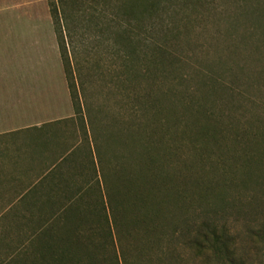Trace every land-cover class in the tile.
Masks as SVG:
<instances>
[{"label": "rangeland", "instance_id": "obj_1", "mask_svg": "<svg viewBox=\"0 0 264 264\" xmlns=\"http://www.w3.org/2000/svg\"><path fill=\"white\" fill-rule=\"evenodd\" d=\"M194 1V7L187 8L188 18L178 23L184 28L174 43L190 65H197L224 82L222 88L207 92L213 102L208 107L223 119L220 125L224 136L218 144L210 143V150L205 149L202 158L191 154L185 139L178 141L177 155L187 164L182 171L202 183L209 182L204 186L210 187L205 197L198 188L189 187L194 194L191 204L195 211L187 216L198 222L202 219L198 213L209 211L211 220L227 227L241 251L253 257L261 246L255 233L264 231V40L257 41L254 35L240 41L245 28L253 30L256 26L247 21L234 25L227 21L225 11L237 12L236 3L241 0H210L208 5L202 0ZM65 41L82 109L87 108L92 118L87 131L92 136L95 155L101 157L106 184L114 187L116 168L121 162L119 153L122 159L126 154L120 140L124 139L121 123L132 104L127 97L145 90L160 95L170 87L182 88L183 83L194 89L198 78L193 70L183 67L182 75L189 79L184 82L178 76L155 85L139 77L130 82L119 81L116 75L122 71L121 58L106 44L96 38H88L84 44L68 43L67 37ZM68 79L48 0H0V109H11L0 112V124L73 116ZM163 104L168 106V100H163ZM75 128L76 139L82 145L84 134L78 119ZM83 153L80 150L79 158L86 178L92 172V164ZM94 162L98 170V159ZM175 209V224L164 227L159 244L151 236L154 241L150 250L143 247L142 234L134 233V226L125 229L128 217L123 218L120 228L112 230V238L102 239V264H123L122 256L127 264H203L196 249L181 238L176 239L185 214ZM17 232L14 223L0 220V264H6L11 254L9 239L15 241ZM140 248L146 255H141ZM253 260L264 264V250Z\"/></svg>", "mask_w": 264, "mask_h": 264}, {"label": "trees", "instance_id": "obj_2", "mask_svg": "<svg viewBox=\"0 0 264 264\" xmlns=\"http://www.w3.org/2000/svg\"><path fill=\"white\" fill-rule=\"evenodd\" d=\"M203 3L208 5L211 1L202 0ZM195 4L194 0H48L59 54L69 77L74 114L67 121L75 123L78 119L84 135L83 144L72 147L61 159L68 164L64 180L57 183L56 222L47 223L40 251L24 264H102V239L112 238V230L120 228L126 217L125 229L131 225L134 233L141 232V244L148 250L154 239V243L162 241L164 227L175 224V208L185 214L176 239L181 238L196 249L203 264H256L253 257L264 250V231L255 233L258 240L254 239L261 246L250 257L241 251L227 227L211 220L209 211L199 212L202 219L198 222L187 216L195 211L191 204L194 194L189 187L198 188L203 197L210 187L204 186L209 182L202 183L182 171L187 164L177 155L178 141L185 139L191 154L202 158L204 150H210V143L218 144L224 136L220 125L223 119L208 107L213 102L207 96L211 89L222 88L224 82L199 66L190 65L174 43L184 28L178 23L188 18L187 8ZM236 9L232 14L225 11L227 21L233 25L247 21L256 26L253 30L245 28L240 41L254 35L257 41L264 40V0H241ZM65 37L68 43L84 44L86 39L96 38L106 44L121 58L122 71L116 75L119 81L130 82L139 77L155 85L178 76L184 82L189 79L182 75L183 67L193 70L198 78L194 89L183 83L182 88L170 87L160 95L145 90L127 97L132 104L127 118L122 120L124 139L120 140L127 161L120 152L114 187L106 184L101 157L95 155L92 136L87 131L92 118L87 108L82 109ZM165 99L168 106L163 104ZM77 150L85 152L83 157L92 164L89 177L84 178L81 166L76 165ZM175 157L178 159L173 160ZM94 159H98V170ZM149 236L154 239L149 241ZM141 250V255H146ZM122 262L127 264L123 256ZM6 264H13L9 257Z\"/></svg>", "mask_w": 264, "mask_h": 264}, {"label": "crops", "instance_id": "obj_3", "mask_svg": "<svg viewBox=\"0 0 264 264\" xmlns=\"http://www.w3.org/2000/svg\"><path fill=\"white\" fill-rule=\"evenodd\" d=\"M69 117L0 124V220L18 230L15 241L9 239L13 264L29 262L42 247L47 223L56 222L57 183L64 180L68 164L61 159L80 145ZM80 161L77 157L76 165L82 166Z\"/></svg>", "mask_w": 264, "mask_h": 264}]
</instances>
